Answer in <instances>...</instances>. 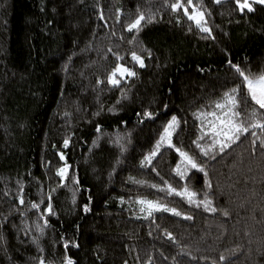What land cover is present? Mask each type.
Masks as SVG:
<instances>
[{
  "label": "trees",
  "instance_id": "1",
  "mask_svg": "<svg viewBox=\"0 0 264 264\" xmlns=\"http://www.w3.org/2000/svg\"><path fill=\"white\" fill-rule=\"evenodd\" d=\"M175 2L0 0V264H64L67 257L75 264H264V132L251 130L215 159L194 143L210 144L206 120L234 87L238 119L247 122L253 109L264 116L228 64L250 78L264 76V5L249 13L236 0H182L190 15L193 6L205 14L213 39L183 8L173 12ZM140 14L152 22L129 33ZM133 51L145 68L132 61ZM117 64L137 73L127 87L123 80L119 88L107 84ZM145 111L154 118L138 123L136 113ZM172 115L180 119L175 147L162 146L152 165L141 167ZM177 147L205 168L207 182L185 169ZM61 150L70 165L63 180L56 175L65 165ZM163 181L187 187L193 202L169 195ZM49 194L53 216L43 212ZM205 197L215 212L196 206ZM140 199L181 215L141 216Z\"/></svg>",
  "mask_w": 264,
  "mask_h": 264
},
{
  "label": "snow or ice",
  "instance_id": "2",
  "mask_svg": "<svg viewBox=\"0 0 264 264\" xmlns=\"http://www.w3.org/2000/svg\"><path fill=\"white\" fill-rule=\"evenodd\" d=\"M216 4H220L221 0H215ZM236 3L241 12L247 9V12H253L255 9L253 7L254 4L264 5V0H236ZM188 5H192V0H187ZM171 10L173 12H179L180 9L183 8L184 15L188 16L189 20L195 21L197 27L200 29L201 32L207 34L208 38H213L211 34V30L209 27L204 26L202 22L205 20V14L202 11H199L193 6V13L189 14L188 7L184 5L182 0H176L175 3L170 5ZM101 20L104 19L103 15L100 17ZM153 17L149 16L146 20L143 14H140L136 19L130 22L127 25V31L132 33L134 30L136 34L139 33L141 30L142 22L151 23ZM179 22V21H178ZM111 51V49H109ZM147 57L151 58V51L145 49ZM114 55H116L114 53ZM116 59L123 60V56H116ZM131 59L138 64L140 68H145L144 59L137 55L135 51L131 53ZM230 66V70H234L237 74L238 78L241 79V83L246 85L247 91L251 96V100L254 101L256 105L259 106L260 109H264V76H260L258 79L250 78L249 75L245 74V69H242L238 64H233L230 60L228 61ZM137 73L132 71L128 67H124L123 65L117 64L114 69L111 71V74L107 77V84L111 85L113 88H119L121 85L122 80L127 87L128 78L136 77ZM99 83L103 84L105 81H99ZM239 93V87H234L230 91L225 92L223 96V103L217 102L215 107L217 109L222 110V115H218L216 112H212L211 115L214 117V121L212 122L211 132L207 133L210 135L211 140L208 146H202L198 141H194L196 143V147L198 149H202L200 155L204 157H209L210 159H215L217 154H223L226 149H231L234 144L240 142L241 137H247L249 132L253 129H259L261 132H264V116L258 113L255 109L252 110L250 116L245 122L242 119H238L240 116V112L236 111L238 107V102L236 99L237 94ZM121 95L123 98H127L124 96L123 90L121 91ZM119 103V101H117ZM110 112L115 113V108H110ZM67 115V113H65ZM95 115H99V111L95 113ZM138 123H143L144 118L147 117L148 119L154 118V114L151 111H145L144 113H136ZM197 119H201L203 123L202 117L200 115L197 116ZM186 122V121H185ZM124 125H127V121H122ZM180 119L172 115L170 120L166 122V126L163 129V135L160 136L159 141L155 144V147L149 151V153L144 156L143 160L141 161V167L146 165L151 166L153 159L160 153V149L162 146H167L169 149L174 148L175 145L173 144V136L176 133V129L179 127ZM100 126H96V131L100 132ZM130 135V133L128 134ZM206 133L202 130L201 135L199 137L200 140H203ZM252 136H256V132L252 131ZM70 137L65 138L63 140V149H68L70 145ZM120 138L118 137V140ZM95 143V142H94ZM253 146L255 147L256 141L252 140ZM260 147L264 150V139L260 140ZM211 149V151H210ZM176 152L179 153L181 158L182 164L185 166V169L192 168L196 169L198 172L202 173L205 177L207 182L208 173L205 168L197 162L193 156L189 155L188 152L181 150L180 148L175 149ZM60 160L65 161V165L60 167L57 170L56 175H58L62 180L67 178L68 169L70 165L66 162V157L63 150L59 153ZM152 170L155 171V166L152 167ZM185 171L182 170L179 166L176 169V175L179 176L181 179L185 178ZM159 175V173H157ZM166 184V191L169 195H175L181 197V199H187V201L191 204L193 202V197L196 195L194 192H190L187 187H184L183 190H178L177 188L173 187L172 184L168 183L167 181H163ZM210 187V184H208ZM23 186H21L22 189ZM151 187L156 188V185H151ZM158 191H165L164 188H159ZM49 203L43 209V212L47 214V216L55 215L53 210V206L51 203L52 197L51 194L47 197ZM19 203L23 205L25 203L24 197L21 194L19 196ZM30 203L31 209L39 210V204L37 203ZM41 203H43V197L41 198ZM139 203L140 211L146 213V216H151L153 212H168L172 215L179 216L181 215L180 212L177 211L176 208H169L166 205H162L156 201L140 199L137 201ZM203 204L205 211L215 212L216 208L211 207V201L205 197L203 201H197L196 206L199 207ZM85 211H88L87 205L84 207ZM224 215L227 216L228 213L225 211ZM185 219H191L190 216H185ZM44 226L48 225V219L45 217L43 220ZM37 229L43 234L44 228H41L40 225H37ZM169 239H172L171 234H169ZM36 242L35 240L33 241ZM74 247H78V244L73 245ZM63 247L67 250L69 247V243L66 241ZM225 257L222 255L220 260H224ZM39 264H45L43 259H40ZM64 264H75V261L71 257H67L64 261Z\"/></svg>",
  "mask_w": 264,
  "mask_h": 264
},
{
  "label": "rangeland",
  "instance_id": "3",
  "mask_svg": "<svg viewBox=\"0 0 264 264\" xmlns=\"http://www.w3.org/2000/svg\"><path fill=\"white\" fill-rule=\"evenodd\" d=\"M245 10H247V9H245ZM195 22V21H194ZM204 22V21H203ZM203 22H202V24H203ZM218 115H222V110L221 109H219L217 112H216ZM214 121V117L213 116H211V117H209L207 120H206V125H205V131H206V133H210L211 132V126H212V122ZM138 206H139V210H140V205H139V203H138ZM154 213V212H153ZM139 214L141 215V216H146V213H144V212H139ZM45 264H47V263H45Z\"/></svg>",
  "mask_w": 264,
  "mask_h": 264
}]
</instances>
